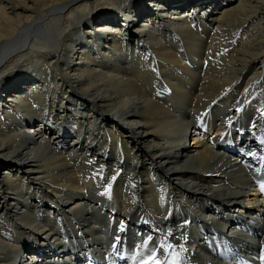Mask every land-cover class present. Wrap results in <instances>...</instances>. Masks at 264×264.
Instances as JSON below:
<instances>
[{
	"label": "bare ground",
	"instance_id": "obj_1",
	"mask_svg": "<svg viewBox=\"0 0 264 264\" xmlns=\"http://www.w3.org/2000/svg\"><path fill=\"white\" fill-rule=\"evenodd\" d=\"M169 247L264 264V0H0V264Z\"/></svg>",
	"mask_w": 264,
	"mask_h": 264
},
{
	"label": "rangeland",
	"instance_id": "obj_2",
	"mask_svg": "<svg viewBox=\"0 0 264 264\" xmlns=\"http://www.w3.org/2000/svg\"><path fill=\"white\" fill-rule=\"evenodd\" d=\"M142 130V129H141ZM63 138V137H62ZM74 138V136H72V134H69V139H64V140H67V142H69V140L70 139H73ZM187 147H189V145L187 146ZM259 151H260V149H259ZM235 158V157H234ZM238 166H239V164H238ZM240 168V167H239ZM24 259H27V258H24Z\"/></svg>",
	"mask_w": 264,
	"mask_h": 264
}]
</instances>
